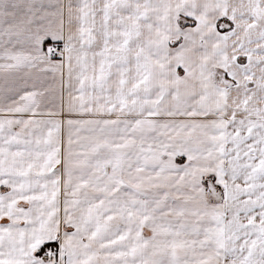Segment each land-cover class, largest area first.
<instances>
[{"label": "snow or ice", "instance_id": "1", "mask_svg": "<svg viewBox=\"0 0 264 264\" xmlns=\"http://www.w3.org/2000/svg\"><path fill=\"white\" fill-rule=\"evenodd\" d=\"M0 264H264V0H0Z\"/></svg>", "mask_w": 264, "mask_h": 264}]
</instances>
